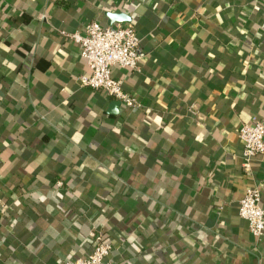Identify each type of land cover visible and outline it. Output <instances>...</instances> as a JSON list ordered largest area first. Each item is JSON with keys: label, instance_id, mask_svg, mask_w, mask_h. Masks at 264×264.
I'll use <instances>...</instances> for the list:
<instances>
[{"label": "crops", "instance_id": "0c3cea01", "mask_svg": "<svg viewBox=\"0 0 264 264\" xmlns=\"http://www.w3.org/2000/svg\"><path fill=\"white\" fill-rule=\"evenodd\" d=\"M124 15L139 70L112 66L133 107L60 34ZM121 22V21H116ZM264 0H0V264H64L101 233L106 264H264L239 214L264 154Z\"/></svg>", "mask_w": 264, "mask_h": 264}, {"label": "built area", "instance_id": "2783aa9c", "mask_svg": "<svg viewBox=\"0 0 264 264\" xmlns=\"http://www.w3.org/2000/svg\"><path fill=\"white\" fill-rule=\"evenodd\" d=\"M79 45L88 73L77 75L82 87L102 89L109 96L133 107H141L142 101L126 91L123 81L112 75L111 67L120 66L139 70L141 38L134 24L128 21L103 23L92 20L82 31H60ZM243 142L244 167L248 170L252 159L264 154V119L252 116L239 130ZM239 214L247 220L249 229L257 239L264 237V208L259 186L247 188L239 202ZM112 249L110 241L101 233L94 236V246L89 254L67 259L64 264H106L105 258Z\"/></svg>", "mask_w": 264, "mask_h": 264}, {"label": "water", "instance_id": "95a60500", "mask_svg": "<svg viewBox=\"0 0 264 264\" xmlns=\"http://www.w3.org/2000/svg\"><path fill=\"white\" fill-rule=\"evenodd\" d=\"M127 18L124 15L121 14H111L109 15V21L108 23L111 24L116 21H125Z\"/></svg>", "mask_w": 264, "mask_h": 264}]
</instances>
